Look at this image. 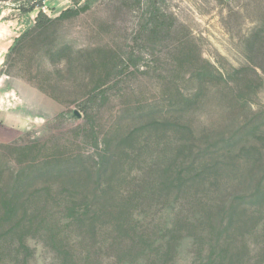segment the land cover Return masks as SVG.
<instances>
[{
	"label": "rangeland",
	"instance_id": "374dc122",
	"mask_svg": "<svg viewBox=\"0 0 264 264\" xmlns=\"http://www.w3.org/2000/svg\"><path fill=\"white\" fill-rule=\"evenodd\" d=\"M263 189L264 0H0V264H264Z\"/></svg>",
	"mask_w": 264,
	"mask_h": 264
},
{
	"label": "trees",
	"instance_id": "16d2710c",
	"mask_svg": "<svg viewBox=\"0 0 264 264\" xmlns=\"http://www.w3.org/2000/svg\"><path fill=\"white\" fill-rule=\"evenodd\" d=\"M155 9H156V12H154L152 14V16H151L152 17V21H153L152 26L150 27L151 28V31H150L151 32V35L150 36L152 38L151 39L152 42H154V41L157 40L158 35H159V32L164 28V21H162L160 19V17L162 16V13H161V11H160L159 8L156 7ZM38 17L39 18H43V19L46 18L45 14L42 11H39ZM192 49H193V47H190L188 45H183V44H181V47L180 48L177 47V50H178L177 53L179 54L180 58L182 59V61L184 63H189L193 59V51H192ZM177 62H178V60H177ZM251 70H253L254 72H256L255 67H252ZM219 76L221 77V74H219ZM247 130L250 133H253L255 131L253 129L250 130V127L247 128ZM236 135H237V133L231 134V136H228V139H226L223 136L222 137V140H225V141L227 140L228 141L231 138H236L237 137ZM261 191H264V189L261 190ZM213 247H214V245H213Z\"/></svg>",
	"mask_w": 264,
	"mask_h": 264
},
{
	"label": "water",
	"instance_id": "95a60500",
	"mask_svg": "<svg viewBox=\"0 0 264 264\" xmlns=\"http://www.w3.org/2000/svg\"><path fill=\"white\" fill-rule=\"evenodd\" d=\"M78 115V114H77Z\"/></svg>",
	"mask_w": 264,
	"mask_h": 264
}]
</instances>
